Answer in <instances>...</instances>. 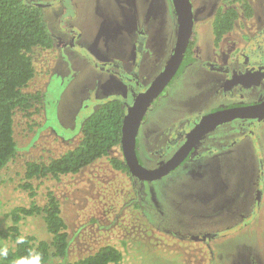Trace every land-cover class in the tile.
<instances>
[{
    "label": "rangeland",
    "instance_id": "374dc122",
    "mask_svg": "<svg viewBox=\"0 0 264 264\" xmlns=\"http://www.w3.org/2000/svg\"><path fill=\"white\" fill-rule=\"evenodd\" d=\"M30 1L46 3L44 19L57 42L54 47L33 48L36 73L24 90L45 99L34 104L31 114L15 111L17 153L0 169V230L13 224L11 212L16 207L30 206L32 200L44 205L47 190L52 189L68 225L69 244L64 257L51 255L45 264H67L105 244L123 253L120 262L110 264H242L245 247H251L247 255L251 264H259V257L264 263V178L259 182L256 174L260 155L264 161V141L255 131L264 121L249 126L248 138L240 132L246 140L232 145L230 152H218L229 148V143L217 139L214 143L220 149L198 153L157 179H141L114 168L110 157L124 158L117 145L108 156L77 173L33 179L35 197L29 195L30 190L22 187L28 161L49 162L76 147L85 119L104 100L119 98L127 109L165 67L178 36L172 0ZM248 1L256 13L264 15V0ZM192 2L196 59L153 102L138 131L139 159L150 170L164 164L173 150L154 154L141 139L159 136L162 128L215 107L221 99H212L210 94L216 79L213 74H217L204 63L227 61L233 55L228 53L233 39L255 32L260 25L259 17L249 20L241 4H236L240 19L233 33L224 37L223 48L215 47L213 14L218 7L230 5V0ZM142 32L149 36L143 51L141 40L137 41ZM229 124L213 129L210 136ZM256 186L260 189L257 215L239 221L233 212L239 214L240 204L255 195ZM19 225L23 235L52 238L42 214L26 216ZM208 231L214 235L206 240L192 236ZM15 246L12 238H0V249Z\"/></svg>",
    "mask_w": 264,
    "mask_h": 264
},
{
    "label": "trees",
    "instance_id": "16d2710c",
    "mask_svg": "<svg viewBox=\"0 0 264 264\" xmlns=\"http://www.w3.org/2000/svg\"><path fill=\"white\" fill-rule=\"evenodd\" d=\"M230 2L226 8H219L212 21L216 45L233 29L239 16L238 9L233 5L242 4L248 16L253 12L248 0ZM43 13L41 4H34L29 0H0V169L17 153L14 136L15 111L20 109L31 114L30 109L34 104L45 99L40 93L24 90L36 73L33 48L36 46L50 48L54 41ZM193 42L192 37L176 76L183 71L188 62L193 61L191 52ZM125 111L124 104L119 98L104 100L85 119L82 125V138L76 147L49 162L28 161L25 183L22 187L30 190L29 195L35 197L33 179L47 176L59 178L61 174L77 173L94 160L108 156L111 148L121 146ZM110 162L114 168L130 173L124 158L110 157ZM46 196L44 205L32 200L30 206H19L11 212L13 224L0 230V238H12L16 241V246L8 249L6 257L0 256V264H16L21 258L37 254L41 258V264H45L51 255L56 257L66 255L69 232L61 214L60 200L52 189L47 190ZM36 214L43 215L47 230L52 234L50 241L21 233L20 221L26 216ZM20 238H23L22 243L19 242ZM122 258L123 253L117 246L105 244L93 254L67 264H110L118 263Z\"/></svg>",
    "mask_w": 264,
    "mask_h": 264
},
{
    "label": "flooded vegetation",
    "instance_id": "af4514ba",
    "mask_svg": "<svg viewBox=\"0 0 264 264\" xmlns=\"http://www.w3.org/2000/svg\"><path fill=\"white\" fill-rule=\"evenodd\" d=\"M34 4H37V3H34ZM192 5H193V13H194V19H195L196 10L194 8L193 2H192ZM41 6H42V8H44L43 6H46V3H41ZM233 6H235L237 8L236 4ZM241 6H242V4H241ZM226 7L227 6L218 7L217 10L214 11L213 18L215 16L216 12L219 10V8H226ZM238 11H239V9H238ZM242 14L244 16H246L247 18H249V20H252L254 18L257 19L259 17L260 25L256 29V31L255 32L248 31L247 35L242 34L240 38L236 37V39H233L231 46L229 48V52H228V53L233 54V55H231L227 61H225V62L207 61L204 63V66H206L209 71L215 72L217 74V76L215 74H213V76H215L216 79H214L212 81L214 84L212 86L213 90H212V93L210 94V98L217 99V100L221 99L220 102L215 107H213L210 111H208L202 115H199V116L192 118V119L182 120L179 122L178 125L173 126V127L172 126L166 127V128H164V130H162L163 129L162 128L160 130L162 133L159 136H158L159 133L156 136L147 135V133H146L147 138H146L145 142H144V139H141L142 140L141 142L145 143L147 149L154 154L164 153V152L167 153L168 152L167 149L171 148V150H173V151L165 162H167L180 149L182 144L188 138L189 134L194 130V128L196 127V125L199 123V121L202 119V117L204 115L211 113V112H214V111H217V110H220V109H225V108H230V107H235V106H248V105H252V104H258V103H261L264 101V94L262 93V89H264V15L262 16V15L256 13L254 11V8H253L252 14L248 16L245 13L244 7H243V13ZM240 16L241 15L239 12V16L236 19L234 27L237 25V23L240 19ZM177 18H178V16H177ZM213 18H212V21H213ZM234 27H233V29H234ZM245 28H247V27L245 26ZM231 31H229V32H231ZM232 33H233V31H232ZM143 34H145V33L142 32V34L140 35L141 38L137 39V41L141 40L140 49L142 51L145 47L147 39L149 38V36H147V35L144 36ZM52 36H53V40H54L52 47H54L56 45L57 39L55 40V34L54 33ZM192 37H193L194 42H193V47H192L191 52H192L193 61H194L196 59L195 51H196L197 44H198L197 37H196L195 22H194V30H193ZM192 37H191V40H192ZM224 37H223V39H224ZM212 38H213L212 42H213V45L215 47L223 48V46L221 45L223 39L221 40V42L218 45H216L214 42L213 32H212ZM175 45H176V43H175ZM71 46H73V45H71ZM74 46H76V45H74ZM237 46H239V47L237 48ZM174 48H175V46H174ZM173 51H174V49H173ZM193 61L188 62L186 64V66L184 67V69L187 68L189 65H191L193 63ZM184 69H183V71H184ZM173 79H175V78H173ZM173 79L171 82H173ZM263 121H264V117L260 118V116H255V117L254 116H244V117H239V118H235L233 120L228 121V123L229 122L231 123V124H229L228 128L219 131L215 135L210 136V134H209L210 131H212L213 129L208 131L196 142L195 146H193V148L191 149L189 154L174 169H176L178 166H180L184 161L192 160V159L196 158L198 153H201V152L212 153L213 151H216L217 148L220 149L218 146H215L216 143H214L217 139H219V141H226L225 144L229 143V148H230V149L229 148H227V149L221 148V150H218V152L220 151L221 154L226 152V151L230 152L232 147H233L232 145L238 144L239 142H243L242 139L248 138V136L251 135L250 127H249L250 125L256 124L258 126V125H261ZM222 124H224V123H222ZM222 124L217 125L215 128H217L218 126H222ZM255 131L258 132V134L256 135L257 138H261V140L264 141V126L257 127V130H255ZM240 132L243 133L242 134L243 137H245V136L246 137L241 138L238 135ZM237 135H238V137H237ZM228 137H230V138L232 137L233 139H236V140H234V141L226 140V139H229ZM139 142H140V140L137 137V154H138ZM170 143H172V145H174V146L169 145ZM167 145H169V146L167 147ZM205 157H206V155H204L201 159H204ZM138 158H139V155H138ZM262 159H263L262 155H260V157L258 159V163L256 164V174L259 177V182H260V179L264 178V176H263V174H264V168H263L264 167V161ZM161 166H159V167H161ZM174 169H172V170H174ZM169 173H167V174H169ZM259 191H260V189H259V187H257L255 195L253 194L249 200H245L242 204H240L241 209H239L240 212L238 215L235 212H233V214H235V217H237L239 221H243L242 219H244V218L249 219V220H253L256 217L257 212H258L259 207H260V204L257 205V203H258L257 199L259 196ZM213 235H214V233L208 231V232H204L202 234H196L195 233L192 236L194 238L200 237V238H203L206 240L207 237H211ZM250 248L251 247H245L244 248L246 250L245 251L246 256L240 260L242 264H251V259L249 256H247L250 252V250H249ZM254 248H255V251H257L256 247H254ZM256 261L259 264H264L263 258H261V257L256 258Z\"/></svg>",
    "mask_w": 264,
    "mask_h": 264
},
{
    "label": "water",
    "instance_id": "95a60500",
    "mask_svg": "<svg viewBox=\"0 0 264 264\" xmlns=\"http://www.w3.org/2000/svg\"><path fill=\"white\" fill-rule=\"evenodd\" d=\"M178 16V37L174 51L158 76L144 89L139 91L127 107L123 125L121 147L131 174L142 179H157L169 173L189 154L196 142L217 125L244 116L264 117V101L248 106H235L208 113L202 117L180 149L161 167L147 169L137 154V137L147 110L162 94L177 74L190 43L194 30V13L191 0H172ZM258 82V81H257Z\"/></svg>",
    "mask_w": 264,
    "mask_h": 264
},
{
    "label": "clouds",
    "instance_id": "9594fccd",
    "mask_svg": "<svg viewBox=\"0 0 264 264\" xmlns=\"http://www.w3.org/2000/svg\"><path fill=\"white\" fill-rule=\"evenodd\" d=\"M19 242H23V238H20ZM8 255V249L6 247L0 249V256L6 257ZM16 264H41V258L37 255H30L27 258L19 259Z\"/></svg>",
    "mask_w": 264,
    "mask_h": 264
}]
</instances>
